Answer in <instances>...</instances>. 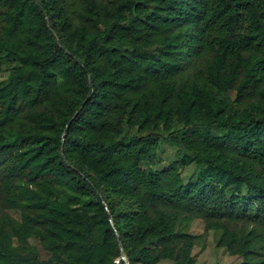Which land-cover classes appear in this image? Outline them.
Listing matches in <instances>:
<instances>
[{"label": "trees", "instance_id": "1", "mask_svg": "<svg viewBox=\"0 0 264 264\" xmlns=\"http://www.w3.org/2000/svg\"><path fill=\"white\" fill-rule=\"evenodd\" d=\"M74 1L83 10L76 26ZM10 58L19 66L0 86V189L8 196L26 177L89 200V217L56 200L52 209L33 202L21 210L59 258L110 263L116 232L129 239V264L171 259L174 218L167 211L182 208L264 224V107L239 108L264 103V0H113L109 7L0 0V63ZM190 69L191 83L177 80ZM57 76L63 88L51 91ZM23 110L26 126L6 139ZM174 114L190 134L170 140L193 157L146 173L141 164L160 137L143 132L168 126ZM124 122L138 134L124 135ZM192 161L203 169L184 184L180 171ZM115 198L137 211L120 212ZM7 227L17 234L10 219ZM5 241L0 227V264H21L9 261ZM152 241L161 247L155 255L144 248ZM182 263L190 264L187 255ZM241 264L255 263L248 257Z\"/></svg>", "mask_w": 264, "mask_h": 264}, {"label": "rangeland", "instance_id": "2", "mask_svg": "<svg viewBox=\"0 0 264 264\" xmlns=\"http://www.w3.org/2000/svg\"><path fill=\"white\" fill-rule=\"evenodd\" d=\"M99 7H109L113 0H95ZM145 5L148 13L155 11L154 5ZM83 13L79 2L74 1L70 6V17L73 25L79 24V17ZM154 51V48L151 50ZM19 65L13 59L2 60L0 63V86L6 84L13 70ZM191 83L194 80V71L192 69L185 72L177 80ZM63 88V80L57 76L51 91ZM233 106H238L234 104ZM264 107V103L251 101L239 105L241 109L257 110ZM25 111L19 112L13 119L5 138H11L17 131H21L26 126L24 119ZM184 124L179 120L177 114L173 115L172 121L168 126L163 123L156 127H149L143 132L153 133L160 137L158 148L142 164L141 168L146 173L161 172L170 165L177 162L183 156L193 157L185 149L175 145L170 137L182 139L190 134V130L184 129ZM193 129H197L193 126ZM124 135H137V128L129 127L126 122L123 123ZM210 134L220 135L221 131L211 129ZM203 166L192 161L188 166L180 171V178L184 184L195 183L200 175ZM6 198L8 200H6ZM56 200L64 205L72 213L89 217L92 215L87 205L89 200L86 197L77 195L64 187L55 186L54 191L45 190L37 182H30L26 177L17 182L11 193L7 196L0 189V227L6 232V241L2 244L9 255V261L19 262L21 264H71L72 259L67 255L53 253L47 250L40 238L43 232L38 228L29 229L22 220L21 210L28 208L33 202H36V208L40 210L52 209L53 201ZM114 204L118 205L120 212L125 210L137 211V206L131 201H122L115 198ZM10 205H13L11 208ZM106 208V205H104ZM159 211L164 209L159 208ZM174 218V238L172 242V258L160 259L156 264H183L182 257L187 255L190 264H241L250 257L255 264H264V224L255 222L251 219L246 220H228L223 218H214L209 213L190 211L185 208L173 211H167ZM111 218V217H110ZM11 220L16 228L17 234H14L7 227L8 220ZM110 223V222H109ZM110 226L114 229V225ZM129 239L127 237L120 239L115 232L114 246L116 257L112 262L100 261L98 264H129L124 255L123 243ZM131 245L130 243H128ZM150 254H157L161 248L159 242L152 241L144 246ZM236 251V252H235ZM249 252V254H246ZM139 264V263H135Z\"/></svg>", "mask_w": 264, "mask_h": 264}, {"label": "water", "instance_id": "3", "mask_svg": "<svg viewBox=\"0 0 264 264\" xmlns=\"http://www.w3.org/2000/svg\"><path fill=\"white\" fill-rule=\"evenodd\" d=\"M90 93H91V89H90L89 94H90ZM72 120H73V119H71V120L67 123V125H66V127H65V130H64V132H63V134H62V142H63V138L65 137V135H66V133H67V131H68V129H69L71 123H72ZM108 220H109V222L111 223L110 215H108ZM123 260H126V258H123Z\"/></svg>", "mask_w": 264, "mask_h": 264}]
</instances>
